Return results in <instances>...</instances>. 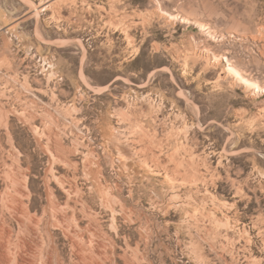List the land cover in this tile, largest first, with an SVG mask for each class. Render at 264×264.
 Returning a JSON list of instances; mask_svg holds the SVG:
<instances>
[{"label": "rangeland", "instance_id": "rangeland-1", "mask_svg": "<svg viewBox=\"0 0 264 264\" xmlns=\"http://www.w3.org/2000/svg\"><path fill=\"white\" fill-rule=\"evenodd\" d=\"M262 88L264 0H0V209L37 264H264Z\"/></svg>", "mask_w": 264, "mask_h": 264}, {"label": "bare ground", "instance_id": "bare-ground-1", "mask_svg": "<svg viewBox=\"0 0 264 264\" xmlns=\"http://www.w3.org/2000/svg\"><path fill=\"white\" fill-rule=\"evenodd\" d=\"M229 71H231L237 78H240V80L244 82L247 86L252 85L260 90V87L258 86L257 83L243 76L240 70L232 66V64L231 65L229 64ZM261 90L263 91L264 89L262 88ZM10 167L11 170L17 169V165L15 164V162L11 164ZM16 176H18V174ZM16 176L13 175V177L10 178L12 180L11 187L14 189L15 192L11 193L10 192L11 190L6 192L9 196V203L7 204H9L8 207L11 213L10 219H8L5 216V211L3 212V210L0 209V264L11 263L9 244L13 236H16L18 239L17 242H19L18 243L19 248L17 249L14 247L15 250L17 249L15 252L14 264H37L35 261V256H36V251L38 250V248L41 246L42 243L40 230H39L42 219L39 218L40 216L39 217L36 216L37 214L29 213V208H30L29 201L25 202L24 200V197L29 199V193L27 192L26 187L22 183L23 180H20ZM49 206L50 208L59 211L58 218L60 222L64 224L66 220L65 209L63 210V207L58 202L56 203L55 201L50 202ZM11 219L16 222L17 224L16 229L12 225Z\"/></svg>", "mask_w": 264, "mask_h": 264}]
</instances>
